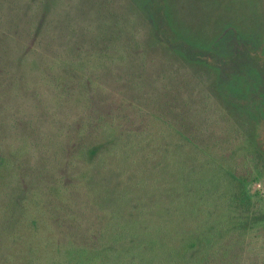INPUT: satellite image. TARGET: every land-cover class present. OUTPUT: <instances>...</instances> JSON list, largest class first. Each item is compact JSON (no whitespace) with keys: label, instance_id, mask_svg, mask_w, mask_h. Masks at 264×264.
<instances>
[{"label":"rangeland","instance_id":"rangeland-1","mask_svg":"<svg viewBox=\"0 0 264 264\" xmlns=\"http://www.w3.org/2000/svg\"><path fill=\"white\" fill-rule=\"evenodd\" d=\"M66 2L51 0L50 23L60 25L56 18L65 14ZM8 8L7 0H0V264H24L17 231L24 197L20 178L28 170L22 156L29 160L33 154L24 149L22 134L16 137L23 128L20 119L17 132L7 128L12 115L32 112V91L26 89H34L29 74L38 67L33 70L36 58L22 59L30 29L8 19ZM82 8L89 19L101 23L106 14L112 25L122 27L111 31L112 41L126 39L127 18L137 21L144 35L136 34L139 46L132 49L142 81L137 83L132 71L130 81L106 80L100 92L109 96L107 108L123 96L129 99L134 106L124 114L129 124L101 131L90 147L97 155L88 156L92 201L103 207L109 196L117 205L102 240L111 261L142 264V251L148 250L150 263L161 264L172 250L191 242L200 255L222 232L245 221L243 264H264V0H83ZM84 24L88 32L79 31L81 41L100 34L97 26ZM54 33L47 39L48 57L63 56L57 50L63 40L71 55V40L79 36L71 29L61 37ZM126 48H111L113 62L97 70L114 72ZM61 74L57 67L51 73L55 78ZM240 167L249 174L247 211L235 206L229 175ZM207 188L215 199L211 205L194 193ZM176 191L180 203L168 204Z\"/></svg>","mask_w":264,"mask_h":264},{"label":"trees","instance_id":"trees-1","mask_svg":"<svg viewBox=\"0 0 264 264\" xmlns=\"http://www.w3.org/2000/svg\"><path fill=\"white\" fill-rule=\"evenodd\" d=\"M15 1L18 6L13 9ZM66 1L67 8L61 11L65 14L56 18L60 25H54L49 22L51 0H7L8 19L20 20L30 29L31 41L24 47L22 59L36 58L37 60H33V70L38 67L37 71L29 74L34 89H26L32 91L28 98L33 106L32 112L25 109L20 111L21 118L16 114L12 115L13 120L7 128L12 134L17 132L21 127L20 119L23 128L16 133V137L22 134L24 149L33 154L29 160L22 156L28 164V170L20 178L23 180L24 197L17 221L20 243L24 245L22 259L24 264H126L125 261L112 262L102 243L107 223L117 205L109 196L105 197L106 204L103 207L92 201L93 191L87 185L92 180V165L88 156L97 155L90 147L98 140L101 131L119 130L124 122L129 124L124 119L128 107H134L129 99L123 96L121 103H110L107 108L104 102L109 96L101 95L100 92L106 80L130 81L128 77L132 71L135 81H142L143 71L136 64L139 58L133 56L132 49L136 50L139 46L140 37L137 38L136 34L142 38L144 35L140 33L142 27L136 24L137 21L127 18L123 27L126 39L120 41L116 38V41H112L111 31L116 32L122 27L112 25L110 15L104 14L103 23H99L96 19L86 17L87 11L82 8L83 0ZM72 15L76 16L74 24H71ZM158 20L156 27L159 25ZM86 22L93 27L97 26L100 34L85 42L81 41L78 33L86 32ZM133 27L137 31H134L136 41L133 40ZM23 29L25 30L24 26ZM66 29H71L75 36H79V41L73 38L71 40V55H68L67 42L63 40L61 45H57V50L63 56L48 57L51 48L47 39L50 32L54 30L53 36L61 37ZM55 37L51 40L54 41ZM120 44L127 48L118 59L117 69L114 72L110 69L103 72L100 68L98 71L99 64L102 67L105 63L113 62L109 51L111 48L119 50ZM52 59H55V63ZM67 66L69 70H66ZM56 67L62 74L55 78L51 73L53 69L56 71ZM58 79L63 82L61 89ZM113 87L115 86L112 85L111 88ZM111 91L113 89L107 93ZM136 108L142 110L140 106ZM31 121H35L36 126ZM170 126L175 130L174 125ZM229 175L232 178L235 206L241 211H247L251 205L247 189L249 174L240 167ZM209 192L211 190L207 188L199 192L195 189L194 193L204 198L205 205H211L215 199L207 194ZM177 193H173L174 197L168 204L180 203ZM237 229L222 232L220 239L200 255L196 253L197 244L191 242L188 246L181 245L176 251L172 250L168 254L169 258L164 259L166 262L161 264H243L247 223L244 221ZM142 254L146 256L142 258V264H151L153 258H148L153 255L151 251L143 250ZM129 264L139 262L132 259ZM155 264L160 263L155 260Z\"/></svg>","mask_w":264,"mask_h":264}]
</instances>
